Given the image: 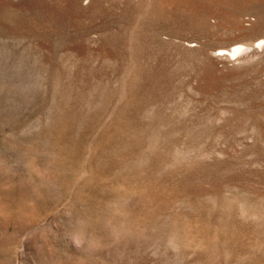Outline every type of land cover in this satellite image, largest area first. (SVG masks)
Listing matches in <instances>:
<instances>
[{
    "label": "rangeland",
    "instance_id": "obj_1",
    "mask_svg": "<svg viewBox=\"0 0 264 264\" xmlns=\"http://www.w3.org/2000/svg\"><path fill=\"white\" fill-rule=\"evenodd\" d=\"M261 37L264 0H0V264H264Z\"/></svg>",
    "mask_w": 264,
    "mask_h": 264
},
{
    "label": "bare ground",
    "instance_id": "obj_2",
    "mask_svg": "<svg viewBox=\"0 0 264 264\" xmlns=\"http://www.w3.org/2000/svg\"><path fill=\"white\" fill-rule=\"evenodd\" d=\"M254 42L256 43V45L253 46L255 49H259L264 46V38L262 37L257 40L255 39ZM245 48L246 47L242 43H235L230 49L218 48L215 51L218 53V56H224L228 60H235L241 53H243Z\"/></svg>",
    "mask_w": 264,
    "mask_h": 264
}]
</instances>
